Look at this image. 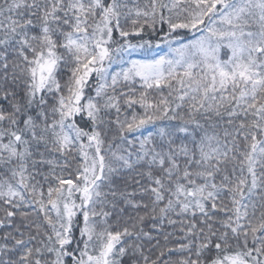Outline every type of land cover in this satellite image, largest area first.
<instances>
[{
	"label": "snow or ice",
	"instance_id": "snow-or-ice-1",
	"mask_svg": "<svg viewBox=\"0 0 264 264\" xmlns=\"http://www.w3.org/2000/svg\"><path fill=\"white\" fill-rule=\"evenodd\" d=\"M0 264H264V0H0Z\"/></svg>",
	"mask_w": 264,
	"mask_h": 264
}]
</instances>
